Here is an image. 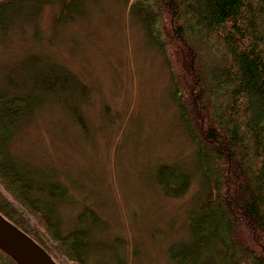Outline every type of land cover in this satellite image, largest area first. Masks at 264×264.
Masks as SVG:
<instances>
[{
	"label": "rangeland",
	"instance_id": "obj_1",
	"mask_svg": "<svg viewBox=\"0 0 264 264\" xmlns=\"http://www.w3.org/2000/svg\"><path fill=\"white\" fill-rule=\"evenodd\" d=\"M6 1L0 90L36 100L7 149L43 184L34 190L42 208H51L62 233L80 224L90 230L98 243L90 249L100 253L93 262L175 264L169 246L190 241L187 210L206 188L166 57L133 0H77L62 18L63 0L0 5ZM49 76L62 83L46 87ZM161 163L190 172L179 195L156 181ZM85 207L95 218L81 223ZM0 264H7L1 254Z\"/></svg>",
	"mask_w": 264,
	"mask_h": 264
},
{
	"label": "trees",
	"instance_id": "obj_2",
	"mask_svg": "<svg viewBox=\"0 0 264 264\" xmlns=\"http://www.w3.org/2000/svg\"><path fill=\"white\" fill-rule=\"evenodd\" d=\"M76 1L63 0L61 18ZM132 4L166 57L174 99L196 144L194 159L206 188L203 199L187 210L190 241L171 243L169 258L175 264H264V0ZM47 81L46 87H52L62 78ZM33 98L0 90V212L59 264H102L90 259L100 256L90 249L98 246L90 230L80 224L60 232L51 208L45 202L42 208L34 193L43 184L8 152L9 138ZM189 177L175 164L161 163L156 170L158 184L174 195L185 190ZM50 187L59 196L60 186ZM88 217L95 215L85 207L78 221ZM0 254L7 264H16Z\"/></svg>",
	"mask_w": 264,
	"mask_h": 264
},
{
	"label": "water",
	"instance_id": "obj_3",
	"mask_svg": "<svg viewBox=\"0 0 264 264\" xmlns=\"http://www.w3.org/2000/svg\"><path fill=\"white\" fill-rule=\"evenodd\" d=\"M0 250L16 264H59L41 244L1 212Z\"/></svg>",
	"mask_w": 264,
	"mask_h": 264
}]
</instances>
